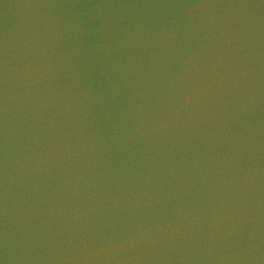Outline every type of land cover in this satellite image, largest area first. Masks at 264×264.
<instances>
[{"label": "water", "instance_id": "95a60500", "mask_svg": "<svg viewBox=\"0 0 264 264\" xmlns=\"http://www.w3.org/2000/svg\"><path fill=\"white\" fill-rule=\"evenodd\" d=\"M0 264H264V0H0Z\"/></svg>", "mask_w": 264, "mask_h": 264}]
</instances>
